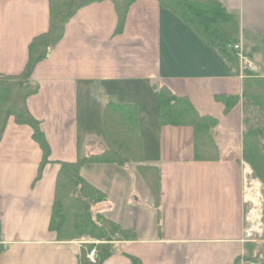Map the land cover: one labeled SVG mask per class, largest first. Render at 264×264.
<instances>
[{"label":"crops","instance_id":"obj_1","mask_svg":"<svg viewBox=\"0 0 264 264\" xmlns=\"http://www.w3.org/2000/svg\"><path fill=\"white\" fill-rule=\"evenodd\" d=\"M218 1L238 19L234 45L264 71V0ZM118 21L111 1L78 9L35 67L30 82L39 91L27 104L53 162L38 181L42 151L33 130L12 118L7 123L0 141V264H80L87 253L81 241H60L49 228L59 163L104 153L114 159L80 171L105 198L94 212L123 232L102 264H131V257L141 264H237L248 243L242 99L228 109L216 98H241L244 77L158 0H136L121 28ZM49 25L50 0H0V75L24 72L31 43ZM163 88L217 120V158L196 159L192 128L161 125L156 93ZM132 91L153 100L145 120L138 104L120 102ZM111 103L138 108L142 162L121 165L111 152L104 129Z\"/></svg>","mask_w":264,"mask_h":264},{"label":"trees","instance_id":"obj_2","mask_svg":"<svg viewBox=\"0 0 264 264\" xmlns=\"http://www.w3.org/2000/svg\"><path fill=\"white\" fill-rule=\"evenodd\" d=\"M100 1L113 3L118 15V27L121 28L129 8L136 0H50L49 30L31 43L30 58L24 72L13 77L0 75V141L11 118L17 125L29 126L33 130L32 138L42 151L36 181L42 177L45 167L53 162L50 159L51 148L42 125L31 115L27 104L28 99L39 91V87L30 82L32 73L37 64L46 58L49 49L60 41L65 25L75 12L90 3ZM158 1L162 8L169 10L191 27L208 46L217 49L237 73L244 75L241 98L229 99L218 96L216 99L226 103L228 109L242 99L246 106L252 105L264 112V77L247 68H241L237 51L233 48L234 41L239 37L238 19L218 0ZM156 99L161 125L193 129L196 159L217 158L218 151L212 138V130L217 124L216 119L200 116L187 99L178 98L165 88L158 90ZM122 126L128 131H124ZM104 127L112 146L111 152L118 153L121 165L127 162H142V140L138 133L136 105L108 104L104 113ZM262 137H264L262 129L244 132L243 159L264 184V148L260 142ZM109 155L111 154L104 153L80 159L75 163H59L60 170L49 225L50 230L57 234L60 241H73L89 236L96 241L104 242L96 246L99 252L96 264H102L110 256L112 252L110 242L117 240L123 232L118 225L94 212V208L103 203L105 198L80 176V171L88 163L111 162L114 158ZM155 195L156 197L159 195L157 188ZM65 210L73 214L71 223L67 221L68 215L65 217ZM261 256L264 257V242H248L244 255L237 264L257 262ZM80 264H91L87 259V253L80 258ZM131 264L141 263L137 258L131 257Z\"/></svg>","mask_w":264,"mask_h":264},{"label":"rangeland","instance_id":"obj_3","mask_svg":"<svg viewBox=\"0 0 264 264\" xmlns=\"http://www.w3.org/2000/svg\"><path fill=\"white\" fill-rule=\"evenodd\" d=\"M249 61H251V58H247ZM252 62V61H251ZM255 65V64H254ZM261 73H264L263 69L259 65H255ZM82 102H85V99L82 100ZM121 103H126V102H132L136 103L139 105L143 119L147 116L150 117L151 111L149 110L152 105H153V100L145 98L141 93L138 92V94L135 91H132L131 93H125L122 96V99L120 101ZM243 102V101H242ZM149 108V109H148ZM242 108H243V120H244V126H245V132L249 130H254V129H262L264 130V112L260 111L258 108L253 107L252 105L246 106L244 102L242 103ZM139 119V115H138ZM143 120V121H144ZM94 126V125H92ZM124 131H128L124 126H122ZM261 145L264 148V137L261 138ZM247 169L251 173L249 176V181L251 183L249 189H252L251 194L253 196H249L252 199V203L250 202L249 204H246V213H248L250 210H256L257 213V223L254 225V227L257 229V232L253 234L252 237H250L248 240L249 242H255V243H263V235H264V184L261 182L255 175L254 170L252 167L247 163ZM256 194V195H255ZM67 209V207L65 208ZM65 214L67 217V221L71 223L73 219V214L70 213V211L65 210ZM260 213V214H259ZM249 226V224H248ZM247 226V227H248ZM259 227V228H258ZM252 238V239H251ZM78 241H81V244L85 247L87 251L90 250V248H94L95 246L92 244H87V242L91 241H96L95 239L89 237V236H83L80 239H77Z\"/></svg>","mask_w":264,"mask_h":264},{"label":"built area","instance_id":"obj_4","mask_svg":"<svg viewBox=\"0 0 264 264\" xmlns=\"http://www.w3.org/2000/svg\"><path fill=\"white\" fill-rule=\"evenodd\" d=\"M233 48L235 51H237V55H238L240 63H241V68H247L250 71H252L253 73L258 74L259 69L244 56L240 47L238 45H235ZM242 165H243V175H244L243 177H244V184H245L244 202L246 204H249L250 202L252 203L251 197H248V193L250 195L252 192V189H249V187L251 185V183L249 181V176L251 173L248 171L247 164L245 162L242 163ZM251 196H253V195L251 194ZM245 221H246L245 236H246V239L248 240L250 237L253 236V234L255 232H257V229L254 227V225L257 223V211L256 210H250L246 214ZM248 224H249V226H248ZM87 244L97 245V244H99V242L91 241V243L87 242L86 245ZM97 254H98V251L96 248H92L91 250L88 251L87 259L89 260V262L91 264L97 263ZM263 261H264V258L260 257V261L245 262L244 264H263Z\"/></svg>","mask_w":264,"mask_h":264},{"label":"bare ground","instance_id":"obj_5","mask_svg":"<svg viewBox=\"0 0 264 264\" xmlns=\"http://www.w3.org/2000/svg\"><path fill=\"white\" fill-rule=\"evenodd\" d=\"M256 195V194H255ZM250 196V195H249ZM255 210V209H254ZM258 213V212H257ZM260 214V213H259ZM256 226V225H255Z\"/></svg>","mask_w":264,"mask_h":264}]
</instances>
